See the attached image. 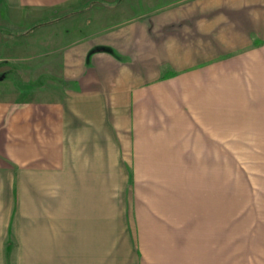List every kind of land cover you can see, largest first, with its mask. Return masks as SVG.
<instances>
[{
  "label": "crops",
  "instance_id": "obj_1",
  "mask_svg": "<svg viewBox=\"0 0 264 264\" xmlns=\"http://www.w3.org/2000/svg\"><path fill=\"white\" fill-rule=\"evenodd\" d=\"M72 11L0 36L30 86L0 96V264H209L238 122L264 264V0H0V23Z\"/></svg>",
  "mask_w": 264,
  "mask_h": 264
},
{
  "label": "rangeland",
  "instance_id": "obj_2",
  "mask_svg": "<svg viewBox=\"0 0 264 264\" xmlns=\"http://www.w3.org/2000/svg\"><path fill=\"white\" fill-rule=\"evenodd\" d=\"M83 18V17H82ZM1 24V23H0ZM3 25V26H2ZM26 25V24H22ZM32 25V24H31ZM27 24L16 28L1 24L8 32L0 34L3 42H15L20 40L19 45L27 44L29 34L34 31L23 34V31L31 26ZM7 26V27H6ZM11 27V28H10ZM37 30V29H36ZM19 31L22 37L15 36ZM18 35V34H17ZM0 72L2 80H0V96H14L17 89L21 91H28L30 86L28 82L21 78L23 68L29 61V53L26 50H21V53H16L10 48L3 47L0 49ZM41 60L43 57H37ZM20 68L22 72L17 73ZM8 70L10 72L8 73ZM26 77V74H25ZM243 125V128L238 127L235 130H229V133L236 134V136H229L228 146V168H227V196L225 200L224 214L222 215V223H217V235L212 236V241L216 246L220 243L221 248H210V234L204 238L199 234H195V243L205 240L209 244V248H202L201 252L206 255L212 264H254L255 254L253 253V212H252V167H251V137H250V122H238L237 125ZM198 215V214H197ZM201 222H199L200 224ZM203 224H215L213 222H206ZM215 226V225H213ZM211 227V226H210ZM221 228V230H220ZM222 232V235L220 234ZM214 235V234H213ZM200 251V250H196ZM193 252V251H192ZM197 253V252H196ZM193 254V253H192ZM208 255V256H207ZM207 259V260H208ZM192 259H190V262ZM208 263V262H207ZM197 264V262L195 263Z\"/></svg>",
  "mask_w": 264,
  "mask_h": 264
},
{
  "label": "trees",
  "instance_id": "obj_3",
  "mask_svg": "<svg viewBox=\"0 0 264 264\" xmlns=\"http://www.w3.org/2000/svg\"><path fill=\"white\" fill-rule=\"evenodd\" d=\"M120 1L121 0H119V2ZM93 3H95V2H92L91 4H93ZM91 4H89V5H91ZM74 13H75V11H72V12L65 13L63 15L57 16V17H55L53 19H50V20H44V21H40V22H37L35 24H32L31 26H29V28H27L26 30L23 31V34H26L28 32L34 31V30H36L37 28H39V27H41L43 25H46V24H49V23H53V22L59 21L60 19L65 18L67 16H70V15H72ZM0 31L1 32H8L5 28H3L1 26H0ZM100 49H102V48H100ZM2 79H3V77L1 78V75H0V80H2Z\"/></svg>",
  "mask_w": 264,
  "mask_h": 264
}]
</instances>
